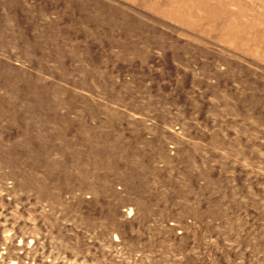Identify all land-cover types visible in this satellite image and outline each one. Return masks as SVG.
Returning a JSON list of instances; mask_svg holds the SVG:
<instances>
[{"label": "rangeland", "instance_id": "374dc122", "mask_svg": "<svg viewBox=\"0 0 264 264\" xmlns=\"http://www.w3.org/2000/svg\"><path fill=\"white\" fill-rule=\"evenodd\" d=\"M0 264H264V0H0Z\"/></svg>", "mask_w": 264, "mask_h": 264}]
</instances>
